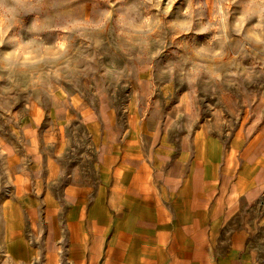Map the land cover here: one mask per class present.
Returning <instances> with one entry per match:
<instances>
[{
    "label": "crops",
    "instance_id": "crops-1",
    "mask_svg": "<svg viewBox=\"0 0 264 264\" xmlns=\"http://www.w3.org/2000/svg\"><path fill=\"white\" fill-rule=\"evenodd\" d=\"M39 97L0 131V264H264V105L206 139Z\"/></svg>",
    "mask_w": 264,
    "mask_h": 264
},
{
    "label": "rangeland",
    "instance_id": "rangeland-1",
    "mask_svg": "<svg viewBox=\"0 0 264 264\" xmlns=\"http://www.w3.org/2000/svg\"><path fill=\"white\" fill-rule=\"evenodd\" d=\"M33 93L43 109L102 100L143 134L229 133L264 105V0H3L1 133Z\"/></svg>",
    "mask_w": 264,
    "mask_h": 264
},
{
    "label": "clouds",
    "instance_id": "clouds-1",
    "mask_svg": "<svg viewBox=\"0 0 264 264\" xmlns=\"http://www.w3.org/2000/svg\"><path fill=\"white\" fill-rule=\"evenodd\" d=\"M14 2H15V0H14ZM0 6H3V0H0ZM6 11H7V9H6Z\"/></svg>",
    "mask_w": 264,
    "mask_h": 264
}]
</instances>
